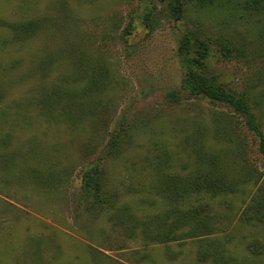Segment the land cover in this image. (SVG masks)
Masks as SVG:
<instances>
[{"label":"rangeland","instance_id":"obj_1","mask_svg":"<svg viewBox=\"0 0 264 264\" xmlns=\"http://www.w3.org/2000/svg\"><path fill=\"white\" fill-rule=\"evenodd\" d=\"M243 1L200 7L182 0L175 20L169 0H0V136L10 134L0 145V264H211L197 259L193 240L146 247L127 240L109 221L110 208L89 213L78 198L85 167L100 161L116 208L160 213L167 203L154 190L151 166L188 171L193 139L221 155L224 171H251L239 192L217 197L210 210L235 235L238 258L264 264V228L240 221L264 178L259 140L232 107L186 91L178 51L185 31L206 39L209 71L249 100L264 129V13L243 14ZM5 20H36L39 28L20 38ZM225 40L239 49L231 59L218 51ZM92 78L102 85L86 98L95 114L82 126L38 113L42 93L60 87L83 95ZM171 91L180 92V103L169 100ZM122 121L138 128L112 156L109 141ZM63 166L70 169L66 185L48 187L45 170ZM253 239L263 243L261 253L247 247Z\"/></svg>","mask_w":264,"mask_h":264},{"label":"trees","instance_id":"obj_2","mask_svg":"<svg viewBox=\"0 0 264 264\" xmlns=\"http://www.w3.org/2000/svg\"><path fill=\"white\" fill-rule=\"evenodd\" d=\"M194 4L205 7L222 4L226 0H192ZM169 10L175 20L183 16L182 0H169ZM243 14L258 16L264 13V0H244L242 3ZM2 24L11 28L16 37L26 38L39 28L36 20L18 23L3 21ZM218 51L223 59H231L236 56L239 49L230 41H219ZM179 54L185 66L184 87L189 94L201 96L213 102H219L232 107L240 113L246 126L259 140V150L264 158V129L258 121L256 113L252 109L249 100L237 95L234 91L225 88L208 69L212 49L209 42L196 35L194 31H185L181 35L178 46ZM98 77V76H97ZM78 79L72 77L69 82L75 83ZM102 82L98 78H92L83 95L76 93L63 94L60 87L47 94L36 98L38 113L41 115H53L67 121V124L82 126L85 119L94 116L93 106L89 105L86 98L98 91ZM171 102L180 103L182 95L178 91L168 93ZM48 97V99H47ZM2 93H0V102ZM57 115V116H56ZM136 123L124 126L123 121L114 130L109 141L108 152L112 156H119L123 144L130 137V130L137 129ZM10 134L0 136V145H5ZM126 138V141L124 139ZM192 154L194 161L186 172L167 171L162 162L151 166L156 173L159 183L154 188L167 203L166 208L160 213L137 215L126 204L124 208H116V188L113 189L103 178L100 161L89 163L82 176L80 193L78 198L86 205L89 213L97 214L99 209L110 208L108 219L113 225L119 227L121 234L127 240L140 243L143 246L150 244H168L172 242H184L193 240L196 244V257L200 262L211 264H250L238 258L232 249L234 234L220 223L212 213L211 202L222 195L234 194L243 188V183L251 177L250 170L245 165V172L231 174L222 169V157L210 153L195 139L192 141ZM43 173V182L54 189H60L69 180V167ZM59 170V171H58ZM247 170V171H246ZM58 171V172H57ZM43 172V171H42ZM251 179H249L250 181ZM256 190L252 193L249 202L240 216V221L245 225L264 228V178H257ZM51 185V186H50ZM118 193V190H117ZM119 196V195H118ZM113 209V210H111ZM223 232L222 236L217 234ZM252 253H261L263 243L253 239L247 243ZM97 258V257H96ZM142 258H145L142 255Z\"/></svg>","mask_w":264,"mask_h":264}]
</instances>
